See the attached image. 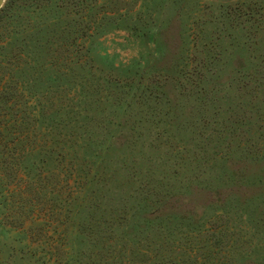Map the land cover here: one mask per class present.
Masks as SVG:
<instances>
[{
	"label": "rangeland",
	"instance_id": "rangeland-1",
	"mask_svg": "<svg viewBox=\"0 0 264 264\" xmlns=\"http://www.w3.org/2000/svg\"><path fill=\"white\" fill-rule=\"evenodd\" d=\"M0 264H264V0H6Z\"/></svg>",
	"mask_w": 264,
	"mask_h": 264
},
{
	"label": "water",
	"instance_id": "water-1",
	"mask_svg": "<svg viewBox=\"0 0 264 264\" xmlns=\"http://www.w3.org/2000/svg\"><path fill=\"white\" fill-rule=\"evenodd\" d=\"M5 2H6V0H0V10L2 9Z\"/></svg>",
	"mask_w": 264,
	"mask_h": 264
},
{
	"label": "trees",
	"instance_id": "trees-1",
	"mask_svg": "<svg viewBox=\"0 0 264 264\" xmlns=\"http://www.w3.org/2000/svg\"><path fill=\"white\" fill-rule=\"evenodd\" d=\"M7 7V4H6V6L4 7V8H2L3 10H2V12L4 11V9ZM1 13V12H0Z\"/></svg>",
	"mask_w": 264,
	"mask_h": 264
}]
</instances>
